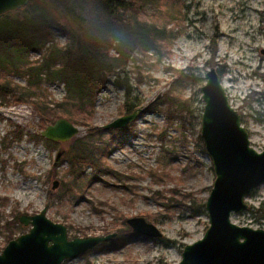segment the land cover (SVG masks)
Returning <instances> with one entry per match:
<instances>
[{
	"label": "rangeland",
	"instance_id": "rangeland-1",
	"mask_svg": "<svg viewBox=\"0 0 264 264\" xmlns=\"http://www.w3.org/2000/svg\"><path fill=\"white\" fill-rule=\"evenodd\" d=\"M69 9L83 21L102 15L92 0H35L24 12L50 14L71 27ZM18 15L11 11V17ZM138 16L175 35L163 39L159 51L140 49L122 63L130 79L129 97L115 74L91 105L59 81L30 83L21 72L42 58L48 44L35 51L0 53V85L15 87L0 97V253L9 242L4 229L13 213L33 215L47 206V217L66 225L70 239L103 236L106 229L116 236L115 230L139 234L120 248L96 250L115 236L62 264H178L185 245L202 238L210 224L205 204L216 175L201 137V87L211 67L222 69V83L226 81L230 103L245 121L251 145L264 149V97L258 94L264 91V0H141ZM55 37L61 45L67 42L59 31ZM18 97L25 102L18 103ZM128 98L145 109L135 120L136 134L109 149L107 164L115 172L92 179L88 168L80 181L84 186L68 195L64 183L73 180L72 164L55 162L58 149L66 150L76 137L106 142L113 128L105 125L123 115ZM33 102L41 104L45 117ZM60 117L78 126L79 133L53 147L31 137ZM82 121L105 131H88L92 127ZM15 124L23 130L18 140ZM246 201L250 208L232 213V221L264 228V211H258L264 184ZM132 217H144L162 236L133 230L127 222ZM18 221L14 238L32 226Z\"/></svg>",
	"mask_w": 264,
	"mask_h": 264
},
{
	"label": "water",
	"instance_id": "water-1",
	"mask_svg": "<svg viewBox=\"0 0 264 264\" xmlns=\"http://www.w3.org/2000/svg\"><path fill=\"white\" fill-rule=\"evenodd\" d=\"M30 1L0 0V18ZM205 77L201 87V137L216 175L205 204L210 224L202 238L185 245L178 264H264V228L238 225L231 219L232 213L250 208L247 197L264 184V149L258 151L251 145L242 115L230 103L217 69L211 67ZM144 109L139 107L121 115L105 128H123ZM78 132V126L61 117L41 134L52 141H68ZM57 186L55 181L54 188ZM47 209L46 206L39 213L19 217L20 222L32 226L7 243L0 253V264H62L116 236L111 233L70 239L67 226L49 219ZM127 222L143 235L162 236L159 228L144 217H132Z\"/></svg>",
	"mask_w": 264,
	"mask_h": 264
},
{
	"label": "trees",
	"instance_id": "trees-1",
	"mask_svg": "<svg viewBox=\"0 0 264 264\" xmlns=\"http://www.w3.org/2000/svg\"><path fill=\"white\" fill-rule=\"evenodd\" d=\"M32 1L35 0L16 10L18 16L13 18L10 12L0 19V53H9L12 50L35 51L48 44L42 58L28 65L21 73L28 75L30 83L35 80L59 81L70 94L77 95L90 105L105 86L109 76L114 74L116 83L127 89L126 96L129 97L132 91L130 79L123 74L122 63L132 58L140 49L158 50L163 39L175 35L173 30H167V26H159L139 18L138 7L141 0H92L102 8V15L83 21L80 13L69 9L68 16L73 19L71 27L50 14L24 12ZM58 31L67 37V42L63 45L55 37ZM111 49L116 51L115 55L111 54ZM218 72L222 75V69H218ZM11 89L15 90V87L0 85V97L5 98ZM258 94L264 97V91ZM15 100L18 103L25 102L21 97ZM124 104L126 110L120 114L132 113L142 106L141 102L129 98ZM33 105L37 113L42 117L46 116L40 103L33 102ZM52 122L54 123V120L51 119L49 123ZM242 122L245 123L244 120ZM81 124L92 127L85 121ZM91 130L105 131L103 127H92L88 131ZM135 134L133 121L123 128L110 129V136L106 142L95 143L76 137L68 143L66 150L59 148L55 162L67 159L72 164L70 171L74 175L73 180L64 183L68 195L75 196L84 186L80 181L81 177L87 176L88 168L91 169L92 179L115 172L107 164L109 149L121 144L127 136ZM30 135L33 139L44 141L50 147L60 144L40 134ZM22 136L21 126L15 124L14 139H21ZM92 136L93 134L89 137ZM77 170L78 174L75 173ZM258 211H264V201ZM18 213L16 211L13 213V220H6L8 226H5L4 230L7 232L8 241L14 238L15 228L19 224ZM3 226L2 224L1 227ZM115 231L117 236L110 242L102 243L96 250L120 248L139 237L138 233L129 229L124 232ZM112 232L106 229L103 234Z\"/></svg>",
	"mask_w": 264,
	"mask_h": 264
},
{
	"label": "bare ground",
	"instance_id": "bare-ground-1",
	"mask_svg": "<svg viewBox=\"0 0 264 264\" xmlns=\"http://www.w3.org/2000/svg\"><path fill=\"white\" fill-rule=\"evenodd\" d=\"M223 84H224V85H227L226 81H223Z\"/></svg>",
	"mask_w": 264,
	"mask_h": 264
}]
</instances>
